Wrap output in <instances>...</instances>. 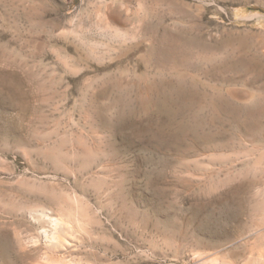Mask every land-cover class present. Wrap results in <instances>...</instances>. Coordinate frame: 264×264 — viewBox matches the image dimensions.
I'll return each instance as SVG.
<instances>
[{
  "label": "rangeland",
  "instance_id": "obj_1",
  "mask_svg": "<svg viewBox=\"0 0 264 264\" xmlns=\"http://www.w3.org/2000/svg\"><path fill=\"white\" fill-rule=\"evenodd\" d=\"M0 264H264V0H0Z\"/></svg>",
  "mask_w": 264,
  "mask_h": 264
},
{
  "label": "bare ground",
  "instance_id": "obj_2",
  "mask_svg": "<svg viewBox=\"0 0 264 264\" xmlns=\"http://www.w3.org/2000/svg\"><path fill=\"white\" fill-rule=\"evenodd\" d=\"M73 201H74V200H73ZM71 203H72V202H71ZM79 204H81V202H80ZM79 204L77 205V208H79V206H80ZM72 205H73V204H72ZM84 207H85V206H84ZM77 210H78V209H77ZM80 211H84V210H80ZM73 212H74V211H73ZM78 212H79V211H78ZM83 213H84V212H83ZM75 214H76V213H75ZM76 215H77V214H76ZM76 215L73 217V222H74V223L76 222L75 225L77 224L78 219H80V218H79L78 216H76ZM71 216H72V215H71ZM59 221H60V220H59ZM63 221H64V220H63ZM79 221H80V220H79ZM82 221H83V220H82ZM84 221H85V220H84ZM71 222H72V221H71ZM61 224H62V223H61ZM63 224H64V223H63ZM57 225H58V224H57ZM62 226H63V225H62ZM78 226H79V224H78ZM83 226H84V225H83ZM72 228H73V227H72ZM78 228H79V227H78ZM83 228H84V227H83ZM80 230H81V229H80ZM66 234H67V233H66ZM56 236L59 238V240H60L61 243H64V244H65V240H64V238H63L62 236H60V235H56ZM52 237H53V236H52ZM61 243H60V244H61ZM50 251H51V250H50ZM51 257H52V256H51ZM54 258H55V257H54Z\"/></svg>",
  "mask_w": 264,
  "mask_h": 264
}]
</instances>
